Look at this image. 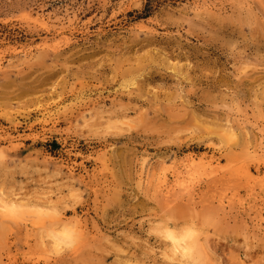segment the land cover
I'll list each match as a JSON object with an SVG mask.
<instances>
[{"label": "rangeland", "instance_id": "374dc122", "mask_svg": "<svg viewBox=\"0 0 264 264\" xmlns=\"http://www.w3.org/2000/svg\"><path fill=\"white\" fill-rule=\"evenodd\" d=\"M259 152L264 0H0V264H176L170 221L199 264H264Z\"/></svg>", "mask_w": 264, "mask_h": 264}, {"label": "clouds", "instance_id": "9594fccd", "mask_svg": "<svg viewBox=\"0 0 264 264\" xmlns=\"http://www.w3.org/2000/svg\"><path fill=\"white\" fill-rule=\"evenodd\" d=\"M3 209L0 208V212ZM161 227V226H157ZM81 229L78 224H65L59 231H49L45 243L55 254H63L78 246ZM149 235L158 236L168 246L167 251L176 258V264H199L194 257V244L200 236L199 228L194 224L174 227L170 221L167 227L157 231L149 226Z\"/></svg>", "mask_w": 264, "mask_h": 264}, {"label": "bare ground", "instance_id": "6f19581e", "mask_svg": "<svg viewBox=\"0 0 264 264\" xmlns=\"http://www.w3.org/2000/svg\"><path fill=\"white\" fill-rule=\"evenodd\" d=\"M36 17H37V16H36ZM37 21L41 22V24H43L44 26H45L46 23H47V22H45V19H42V18H40V17H39V20H37ZM87 121H88V120H87ZM87 121H85L86 124H87ZM83 123H84V121H83ZM88 124H89V123H88ZM81 125H82V124H81ZM84 126H86V125H84ZM90 126H91V124H90ZM92 126H93V125H92ZM78 127H80V125H79ZM86 127H87V126H86ZM80 128H83V125H82ZM233 134H234V133H233ZM11 141H12V140H11ZM247 151H248V150H247ZM255 151H257V150L255 149ZM260 151H261V149H260ZM251 152H252V151H251ZM249 153H250V152H249ZM256 153H257V152H256ZM261 153H262V152H261ZM261 153L259 152V155L264 156L263 153H262V154H261ZM253 154H254V153H253ZM247 155H248V154H247ZM250 155H251V156H250L251 158H252V156H254V155H252V153H250ZM255 155H256V154H255ZM257 155H258V154H257ZM257 155H256V157H257ZM248 156H249V155H248ZM248 156H247V158H249V160H252V159L254 158V157H253L252 159H250V157H248ZM257 158H258V157H257ZM260 158H261V159H264V157H260ZM260 158H259V159H260ZM259 159H257V160H259ZM261 159H260V160H261ZM257 160H254V161H257ZM188 162H189V161H188ZM263 162H264V161H263ZM184 163H185V162H184ZM244 163H245V162H244ZM247 163H248V162H247ZM189 164H190V163H189ZM218 164H219V163H218ZM240 164L243 165V163H240ZM262 164H263V163H262ZM181 165H182V164H181ZM184 165H186V163H185ZM184 165H183V167H184ZM247 165H248V164H247ZM263 165H264V164H263ZM186 166H188V165H186ZM201 166H203V168H204L205 170L209 171L210 174H212V175H213V174L216 175V174L220 173V171H221L220 168H219V166H216V165H215V162H213L212 160L209 161L208 163H205V164L201 165ZM245 166H246V165H245ZM179 167H180V166H179ZM189 167H190V166H188V167H186V168L190 169ZM186 168H185V169H186ZM183 169H184V168H183ZM200 169H201V168H200ZM258 169H259V168H258ZM186 170H187V169H186ZM186 170H184L185 173H186ZM190 170L192 171V169H190ZM201 170H202V169H201ZM249 170H250V169H249ZM177 171H178V169H177ZM177 171H174V172H177ZM179 171H180V170H179ZM184 171H183L182 175L184 174ZM191 171H190L189 173H190V175H193V174H191ZM207 171H206V172H207ZM232 171H233V170H232ZM232 171H231V172H232ZM256 171H257V170H256ZM258 171H259V170H258ZM224 172H225V171H224ZM224 172H222V174H223ZM180 173H181V172H180ZM180 173H179V174H180ZM187 173H188V172H187ZM189 173H188V174H189ZM207 173H208V172H207ZM207 173H206V175H207ZM257 173H258V172H257ZM177 174H178V173H177ZM179 174H178V176H179ZM188 174H187V177H188V179H189L190 176H189ZM228 174H229V173H228ZM198 175H199V173H198ZM231 175H232V174H231ZM175 176H176V175H175ZM184 176H186V175H184ZM202 176H203V175L201 174V178H202ZM219 176H222V175L220 174ZM219 176H217V177H219ZM173 177H174V176H173ZM204 177H205V176H204ZM207 177H208V175H207ZM217 177L215 176V178H216L217 181H218V178H217ZM224 177H226V176L224 175ZM242 177H243V176H242ZM165 178H166V176H165ZM178 178H179V177H178ZM215 178H214V176H213L212 179H215ZM226 178L228 179V177H226ZM231 178H232V177H231ZM234 178H236V176H235ZM167 179H168V178H167ZM176 179H177V178H174L173 180H176ZM182 179H186V178H182ZM188 179H187V180H188ZM190 179H192V178H190ZM219 179H222V178L219 177ZM223 179H225V178H223ZM227 179H226V180H227ZM237 179H238V178H237ZM241 179H242V178H241ZM243 179H244V178H243ZM253 179H254V178H253ZM209 180H210V179H209ZM209 180H207V182H209ZM229 180L232 181V179H230V178H229ZM229 180H228V181H229ZM244 180H245V179H244ZM166 181H167V182H166ZM166 181H164V182L168 183V180H166ZM177 181L179 182V180H177ZM177 181H176V183L178 184ZM180 181H181V180H180ZM190 181H193V180H190ZM220 181H221V180H220ZM222 181H223V180H222ZM228 181H226V183H227ZM231 181H229L228 183H230ZM256 181H257V180H256ZM256 181H255V182H256ZM182 182H183V180H182ZM214 182H215V181H214ZM223 182H224V181H223ZM235 182H237L236 179H235ZM238 182L240 183L239 179H238ZM249 182H250V179H249ZM251 182H252V180H251ZM169 183H170V181H169ZM172 183H173V185H174L175 181H173ZM188 183H189V181H187V184H188ZM193 183H194V181H193ZM211 183H213V182H211ZM211 183H210V184H211ZM218 183H219V182H218ZM224 183H225V182H224ZM226 183H225V184H226ZM241 183H243V182H241ZM246 183H247V182H246ZM180 184H181V183H180ZM184 184H185V183H184ZM210 184H209V185H210ZM213 184H214V183H213ZM220 184H221V182H220ZM222 184H223V183H222ZM234 184H235V183H234ZM237 184H238V183H237ZM250 184H251V183H250ZM254 184H255V183H254ZM164 185L166 186V184H164ZM173 185H172V186H173ZM188 185H189V184H188ZM243 185H244V184H243ZM259 185H260V183H259ZM169 186H170V184H169ZM172 186H171V187H172ZM180 186H182V185H180ZM226 186H227V184H226ZM163 187H164V186H163ZM174 187H175V185H174ZM174 187H173V188H174ZM185 187H186L187 189H189L190 187L193 188V187L190 186V185H189V187H188L187 185L184 186V188H185ZM194 187H195V186H194ZM228 187H229V186H228ZM260 187H261V186H260ZM165 188H166V187H165ZM173 188H172V189H169L168 191H167L168 188L165 190V191H167V193H168V194L166 195V197H168V198H166V200H169V202H171L172 204L175 203V201H176L177 198H178V197L176 198V195L179 194V193L181 194V192H178L177 194L173 193V192H174V189H173ZM191 188H190V189H191ZM229 188H230V187H229ZM229 188H228V189H229ZM231 188H233V186H232ZM246 188H247V187H246ZM252 188H253V187H252ZM190 189H189V190H190ZM253 189H255V187H254ZM263 189H264V188H263ZM176 190H177V189H176ZM178 190H179V189H178ZM178 190H177V191H178ZM182 190H183V189H182ZM191 190H192V189H191ZM193 190H194V188H193ZM177 191H176V192H177ZM187 191H188V190L185 189L184 192L186 193ZM249 191H250V189H249ZM182 192H183V191H182ZM184 192H183L182 194H184ZM189 192H190V191H189ZM192 192L194 193V191H192ZM192 192H191V193H192ZM193 193H192V194H193ZM250 193H251V192H250ZM195 194H196V192H195ZM187 195L190 196L191 194H190V193H187ZM179 196H180V195H179ZM192 196H193V195H192ZM192 196H191V197H192ZM3 197H4V196H3ZM3 197H0V208L3 209L2 212L7 211V210H6L7 205H8V207H10L9 204L11 203V202L9 203V201H11L10 199H9V201H7L6 199H4L5 197H4V198H3ZM180 197H181V196H180ZM191 197H190V198H191ZM257 198H258V197H257ZM181 199L183 200V198H181ZM192 199H193V198H192ZM263 199H264V198H263ZM170 200H171V201H170ZM178 200H180V198H178ZM182 200H181V201H182ZM181 201H180V202H181ZM194 201H195V200H194ZM15 202H16V201H15ZM15 202H14V203H15ZM186 202H187V201H186ZM188 202H189V201H188ZM171 203H170V204H171ZM178 203H179V202H178ZM194 203H195V202H194ZM194 203H193V207L196 206V205H194ZM11 204H13V202H12ZM16 204L18 205L19 203H16ZM16 204H14V205H16ZM195 204H196V203H195ZM221 205H222V204H221ZM11 206H13V205H11ZM44 206H45V204L43 205V207H44ZM189 206H190V205H189ZM13 207H15V206H13ZM46 207H48V208H52L51 206H46ZM196 207H197V206H196ZM222 207H224V206L222 205L221 208H222ZM44 210H45V207H44ZM48 210H49V209H48ZM10 211L12 212V210H10ZM50 211H51V210H50ZM2 212H0V214H1ZM9 213H10V212H9ZM48 213H49V211H48ZM56 213H57V212H56ZM62 213H63V212H62ZM42 214H43V213H42ZM49 214H50V213H49ZM49 214H47V215H49ZM63 214H64V213H63ZM2 215H4V214H2ZM7 215H8V214H7ZM7 215H5V216H7ZM11 215H12V214H11ZM40 215H41V214H40ZM51 215H52V214H51ZM57 215H58V214H57ZM57 215H56V216H57ZM43 216L45 217V215H43ZM43 216H41V217H43ZM9 217H10V215H9ZM47 217H48V216H47ZM55 218H56V217H55ZM55 218H54V219H55ZM61 218H62V217H61ZM56 221H60V220H58V218H57ZM78 221H79V223H80V220H78ZM75 222H76V221H75ZM79 227H80V226H79ZM82 227H83V226H82ZM84 227H85V226H84ZM81 230H82V229H81ZM81 232H83V231H81ZM80 236H81V235H80ZM84 237H85V236H84ZM84 237H83V238L80 237V239H85ZM80 242H82V241H80ZM86 245H88V243H86ZM78 246H79V245H78ZM78 246H77V247H78ZM83 247H84V246H83ZM85 247H86V246H85ZM79 248H80V247H79ZM79 248H77V249H79ZM77 249H75V250H77ZM78 251H79V250H78ZM78 251H77V252H78Z\"/></svg>", "mask_w": 264, "mask_h": 264}]
</instances>
